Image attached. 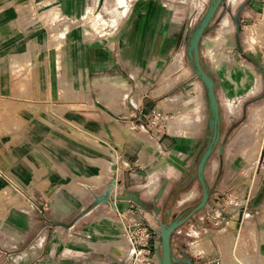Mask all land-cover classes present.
Segmentation results:
<instances>
[{
    "label": "crops",
    "instance_id": "0c3cea01",
    "mask_svg": "<svg viewBox=\"0 0 264 264\" xmlns=\"http://www.w3.org/2000/svg\"><path fill=\"white\" fill-rule=\"evenodd\" d=\"M204 1L130 0L125 12L118 0H0V254L21 245L39 248L41 264H113L128 255L119 252L128 242L113 222L116 208L133 201L156 214L170 197L179 205L197 197L209 111L201 84L171 67L177 57L183 63L181 24ZM90 8L118 23L84 26ZM256 63L264 69L263 57ZM197 96L196 128L188 123L186 136L178 131L187 121L173 134H140L144 118L176 114ZM214 171L207 163L209 187ZM210 189L191 228L211 232L203 238L206 256L226 264L216 235L232 229L240 236L246 222L218 230L215 219L233 211L210 209L220 199ZM238 238L228 240L230 255Z\"/></svg>",
    "mask_w": 264,
    "mask_h": 264
},
{
    "label": "rangeland",
    "instance_id": "374dc122",
    "mask_svg": "<svg viewBox=\"0 0 264 264\" xmlns=\"http://www.w3.org/2000/svg\"><path fill=\"white\" fill-rule=\"evenodd\" d=\"M115 1L117 2V0ZM129 1L127 0L128 4ZM241 2L242 4L238 6ZM248 2L249 0H241L240 3H234L233 0H223L216 15L205 30L200 45L201 59L215 80V91L221 114L220 140L208 161L209 168L211 169L214 165L215 171L212 175L210 172L207 175L210 187L215 190L217 195H220V199L217 203L213 202L210 209L215 211L220 207H228V210L233 211L224 221L221 219L223 214L220 215V218L215 219L220 225L218 230L228 226V221H232L233 227H238V221L241 219L246 222L244 229L240 231V236L234 234L232 237L234 231L232 229L225 234L218 233L216 235L222 243L223 252L228 255L227 261H225L226 264H264V119L260 116V113L264 112V75L262 73L264 69L256 63L262 60V57L264 58V2L262 0L256 2L255 9H251L253 7L248 8ZM210 4L211 0H205L203 4L194 5V10L191 13L194 14L191 34L184 41L183 63L181 65V62L179 64L173 63V60L171 62L173 63L171 71L179 70V72H183L187 69V72H189L187 78L201 84V93L199 92V94H201L203 105H207L205 87L201 80L195 76L190 66L188 48L190 39ZM100 9L90 8L87 15L85 14L82 19V24L95 30H101L111 24L114 27V24L118 23V21L113 23L98 19ZM57 17H60V15H57ZM228 17L233 25L232 31L226 33V39H221L222 43L220 40V43L216 41V45L213 47L215 49L211 51L209 41L217 35V30ZM187 18L181 24L180 39L186 30ZM87 19H96V21L94 20L93 24ZM62 35L63 33L57 36ZM254 42H257L258 46L256 52H251L249 48L255 46ZM242 49L243 52H241ZM212 52L215 53V57L212 56V54L214 55ZM218 56L220 62L216 59ZM230 72L232 73L231 79H229ZM245 73L249 74L247 81L243 80ZM192 99L190 98L189 101ZM194 99L196 100L194 106L192 105L194 102L189 105L192 101L190 103L188 101L187 105H184L185 107L178 112L182 113L181 119L187 120L182 129H188V123L190 124V122L192 123L191 129L196 128L195 119L199 116L194 112L198 111L200 97L197 96ZM192 106L193 108H191ZM174 114L144 118V122L141 123L140 134L148 140L149 133L152 131L170 132L173 129L170 132L173 134L174 128L170 129L168 122L166 120L163 122V119L166 116V118L172 117ZM166 124H168V127ZM175 125L178 126V123H175ZM201 196L202 190L200 187L197 197L193 200L188 197L182 205H179L178 198L170 197L159 212V221L168 224L174 219H179L195 205ZM204 209L178 229V240L175 241L172 238V246L177 256H189L187 250L191 246L195 251H202L206 248L203 238H207L211 232L201 228H191V224L197 225L199 216L204 213ZM109 218L114 220L115 216L110 215ZM102 219L105 220V217H102ZM34 237L36 235L33 236V239ZM221 237L222 239H220ZM232 238L235 242L238 238V241L234 252L230 255L232 244L231 241L228 243V240ZM159 240L160 237L157 238V241ZM201 241L204 244L199 249ZM154 243L156 245V242ZM120 249L125 251L123 246H120ZM13 250L15 251L11 255L0 254V264H41L38 260L39 255H37L39 254V248L26 251L24 246L18 245ZM114 250H117V247L114 246ZM155 253L159 258V254L161 255L160 248ZM31 256L36 257L31 259L29 258ZM194 262L199 264V261Z\"/></svg>",
    "mask_w": 264,
    "mask_h": 264
},
{
    "label": "water",
    "instance_id": "95a60500",
    "mask_svg": "<svg viewBox=\"0 0 264 264\" xmlns=\"http://www.w3.org/2000/svg\"><path fill=\"white\" fill-rule=\"evenodd\" d=\"M222 1L223 0H211L210 6L190 39V45L188 48L189 63L195 76L201 80L205 87L209 111V133L206 138V144L196 159V177L202 188V196L197 204L180 219H174L168 224L163 222L159 223L158 233L160 240L156 241L155 245L157 249L160 248L161 250V255L159 254V264H195L192 258L188 255L186 257H178L174 254L172 248V236L182 225L190 221L199 211L203 210L210 200V187L206 179L205 169L220 140L221 114L219 101L215 91V80L201 59L200 45L202 42V36L220 8ZM193 18L194 14H191L187 20L184 34L185 40H187L191 34ZM102 200H110V196H105L100 199V201ZM155 213L156 215H159V211Z\"/></svg>",
    "mask_w": 264,
    "mask_h": 264
},
{
    "label": "built area",
    "instance_id": "2783aa9c",
    "mask_svg": "<svg viewBox=\"0 0 264 264\" xmlns=\"http://www.w3.org/2000/svg\"><path fill=\"white\" fill-rule=\"evenodd\" d=\"M153 116H161V114L156 113ZM146 180L148 182L147 178ZM116 212L117 219L113 222L121 224V235L128 242L129 254L124 258L115 257L116 263L113 264H159L157 254L153 249V243L159 237V216L133 201L128 203L124 209L116 208ZM187 253L192 259L199 261V264L222 263L219 257L211 260L204 250L195 251L192 246Z\"/></svg>",
    "mask_w": 264,
    "mask_h": 264
},
{
    "label": "bare ground",
    "instance_id": "6f19581e",
    "mask_svg": "<svg viewBox=\"0 0 264 264\" xmlns=\"http://www.w3.org/2000/svg\"><path fill=\"white\" fill-rule=\"evenodd\" d=\"M119 1V3L123 6V9H124V11L126 12L127 11V9H128V2H127V0H118ZM241 0H234L233 2L235 3H239ZM190 2V1H189ZM263 11H264V9H263ZM87 13H88V11L85 13L86 15H87ZM264 13V12H263ZM89 22H93L94 20L96 21V19H87ZM104 23H106L105 21H104ZM114 23V22H113ZM93 24H94V22H93ZM232 28H233V25H232V22H231V20H230V18L228 17L227 18V20H225V22L223 23V25L217 30V35L211 40V41H209V43H210V47H211V51H213L215 48H213L215 45H216V41H218L219 42V40H220V42L223 40V39H226V33H229L230 31H232ZM262 28V27H261ZM254 31V30H253ZM257 31V30H256ZM255 33V32H254ZM253 33V34H254ZM252 36V35H251ZM254 37V36H253ZM222 39V40H221ZM219 42V43H220ZM223 42V41H222ZM221 42V43H222ZM212 44V45H211ZM217 47V46H216ZM212 53H214V52H212ZM215 53H216V50H215ZM215 53H214V55L212 54V56H214L215 57ZM218 54V53H217ZM224 56V55H223ZM223 58V57H222ZM217 60H218V62H220L219 61V56L216 58ZM226 60V59H225ZM181 62V60L180 59H178V57H177V60H175V64H179ZM251 69V68H250ZM252 71V70H251ZM231 75H232V73L230 72L229 73V79H231ZM255 76V75H254ZM257 77V76H256ZM248 78H249V74L248 73H245V77H244V81H247L248 80ZM253 78V77H252ZM124 81V80H123ZM127 82V81H126ZM138 83V82H137ZM257 83V82H256ZM253 86V85H252ZM258 86V85H257ZM259 87V86H258ZM253 90V89H252ZM260 116L264 119V112H261L260 113ZM181 117H182V113H176V114H174L172 117H169V118H164L163 119V122H164V120H166L167 122H168V124H169V128L171 129V128H173V126L175 125V123H180L181 121H187L186 119H181ZM259 118V117H258ZM262 119V120H263ZM168 124H166L167 125V127H168ZM165 125V126H166ZM185 130V129H184ZM171 131H173V129H171L170 130V132ZM187 130H185V131H183V130H180V131H178L179 132V134H181V135H185L186 136V134H188L187 132H186ZM175 133V132H174ZM171 134V133H170ZM178 134V133H177ZM149 142V141H148ZM158 144V143H157ZM157 150V149H156ZM162 152V151H161ZM198 244V243H197ZM202 244H204V242H200V244H199V249H201L202 248ZM123 250H125V251H119V252H121L120 253V255H125V254H129V248H128V245L127 244H125V245H123ZM198 248H197V250H198ZM198 251H201V250H198Z\"/></svg>",
    "mask_w": 264,
    "mask_h": 264
},
{
    "label": "flooded vegetation",
    "instance_id": "af4514ba",
    "mask_svg": "<svg viewBox=\"0 0 264 264\" xmlns=\"http://www.w3.org/2000/svg\"><path fill=\"white\" fill-rule=\"evenodd\" d=\"M205 144H206V143H205ZM196 168H197V167H196ZM199 184H200V183H199ZM200 187H201V185H200ZM201 190H202V188H201ZM210 196H211V189H210ZM200 199H201V198H200ZM200 199H199V200H200ZM199 200H198V201H199ZM196 204H197V203H196ZM196 204H195V205H196ZM195 205H194V206H195ZM194 206H193V207H194ZM193 207H192V208H193ZM192 208H191V209H192ZM191 209H189V210L187 211V213H188ZM187 213H186V214H187ZM184 215H185V214H184ZM184 215H182L181 217H183ZM181 217H180V218H181ZM180 218H179V219H180ZM169 223H170V222H169Z\"/></svg>",
    "mask_w": 264,
    "mask_h": 264
}]
</instances>
